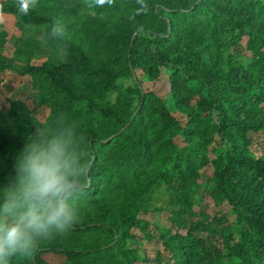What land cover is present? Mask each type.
<instances>
[{
    "label": "trees",
    "instance_id": "obj_1",
    "mask_svg": "<svg viewBox=\"0 0 264 264\" xmlns=\"http://www.w3.org/2000/svg\"><path fill=\"white\" fill-rule=\"evenodd\" d=\"M90 3L0 0L19 32L10 54L0 33V72L28 78L30 101L47 110L42 121L19 100L0 111V187L26 138L61 115L82 136L88 165L80 221L9 264H51L49 253L64 255L62 264H264V155L250 137L264 138V0ZM53 21L66 38L52 35ZM244 38L248 57L237 52ZM163 70L166 99L136 77L157 80ZM207 166L200 189L232 221L193 209ZM161 186L167 261L159 251L140 256L135 234L151 240L141 216Z\"/></svg>",
    "mask_w": 264,
    "mask_h": 264
},
{
    "label": "clouds",
    "instance_id": "obj_2",
    "mask_svg": "<svg viewBox=\"0 0 264 264\" xmlns=\"http://www.w3.org/2000/svg\"><path fill=\"white\" fill-rule=\"evenodd\" d=\"M112 2L91 0L89 6ZM52 35L67 37L61 21H53ZM82 141L62 115L26 138L7 183L0 187V264L30 256L42 242L66 236L80 221L88 172Z\"/></svg>",
    "mask_w": 264,
    "mask_h": 264
},
{
    "label": "rangeland",
    "instance_id": "obj_3",
    "mask_svg": "<svg viewBox=\"0 0 264 264\" xmlns=\"http://www.w3.org/2000/svg\"><path fill=\"white\" fill-rule=\"evenodd\" d=\"M16 18L13 14H3L0 12V33L6 35L4 48L7 54L14 51L12 45V38L19 35L18 30L15 27ZM246 38H244L238 49L240 56L248 57L249 53L245 49ZM136 77L141 81L142 88L146 92H153L160 98L166 99L168 94V70H163L157 80L145 79L139 71L136 72ZM128 84L129 82L126 81ZM31 86L28 78H22L9 72H0V111H6L8 108V101L19 100L27 104L30 111L39 119L43 120L47 114V110L38 104H34L30 101ZM252 140L251 151L256 155H264V138L259 135L251 134ZM178 142V141H177ZM212 158V156H210ZM202 176L199 180L198 189L204 188L206 180L211 175V166H207L201 172ZM200 194L197 196L194 204V211L196 213L203 212L208 216L220 215L224 217L226 221H232L233 217L229 215V207L226 205L215 206L211 199L208 197L206 191L200 189ZM168 193L164 186L157 189L154 195L151 197L150 203L152 205L151 212L147 215L141 216L143 219L150 223L149 231L151 233V240L142 238L141 234L135 232L138 239H140L139 255L145 254L149 259H152L156 251H159L164 261H167L168 256L164 248L161 245L158 234L163 231V228L170 227L169 213L170 204L168 203ZM210 245L215 249L222 250L221 243L216 239H210ZM139 247V246H138ZM46 261L51 264H62L65 261V256L62 254L49 253L45 255ZM140 264V263H138Z\"/></svg>",
    "mask_w": 264,
    "mask_h": 264
}]
</instances>
